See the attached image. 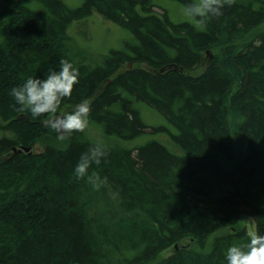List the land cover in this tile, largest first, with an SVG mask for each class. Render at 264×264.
<instances>
[{
  "label": "trees",
  "instance_id": "1",
  "mask_svg": "<svg viewBox=\"0 0 264 264\" xmlns=\"http://www.w3.org/2000/svg\"><path fill=\"white\" fill-rule=\"evenodd\" d=\"M95 12L131 37L93 67L69 44L85 40ZM222 13L198 27L174 21L158 0H0V155H10L0 167V264H151L193 228L229 231L208 255L160 264H226L227 248L250 236L242 213L264 235V33L244 42L264 23V0H235ZM216 47L230 62L213 55L192 75ZM60 59L79 82L58 110L88 100V127L42 153L15 152L57 137L49 116L21 111L10 91L58 71ZM145 105L165 121L146 122ZM98 142L107 155L89 169L106 178L97 189L74 168Z\"/></svg>",
  "mask_w": 264,
  "mask_h": 264
},
{
  "label": "clouds",
  "instance_id": "2",
  "mask_svg": "<svg viewBox=\"0 0 264 264\" xmlns=\"http://www.w3.org/2000/svg\"><path fill=\"white\" fill-rule=\"evenodd\" d=\"M235 0H195L184 9V14L203 27L205 21L221 16L222 9L231 6ZM58 71H51L44 79L29 77L21 86L11 89L10 95L21 111H29L33 117L49 116L48 126L57 133V140L64 142L74 133H83L88 127L91 105L88 100L77 104L74 110L62 116L57 113L62 102L70 98L74 86L79 82V71L66 59H60ZM107 155L105 146L98 142L83 153L74 168L76 179H87L94 188L106 182L98 174L89 175L93 165H99ZM226 264H264V235L251 233L246 243L233 245L225 253Z\"/></svg>",
  "mask_w": 264,
  "mask_h": 264
},
{
  "label": "rangeland",
  "instance_id": "3",
  "mask_svg": "<svg viewBox=\"0 0 264 264\" xmlns=\"http://www.w3.org/2000/svg\"><path fill=\"white\" fill-rule=\"evenodd\" d=\"M68 2H73L74 0H67ZM159 4L166 7L169 10V13L174 21L182 22V21H192L193 20L186 16L184 14V7L181 3H179L176 0H158ZM103 9L108 12V9L104 6ZM156 11L159 13H162V8H156ZM93 21L89 30L88 35L85 37V40L83 38L82 42L80 44L78 42H72L69 47V55L76 57L77 63H83L85 65L90 66H98L101 64V54L104 53L109 48H116L120 47L122 45V41L125 39L130 38L129 32L124 29V27L119 24L116 20L110 18L105 13L102 12H95L93 16ZM261 33H264V23L258 27L256 30H254L250 35H248L244 42L252 41L257 38L258 35ZM224 49L221 47H216L214 49H208L207 51H202V57H203V65L196 69L192 75L194 76H201L205 74L208 65L210 64L211 56H220L222 59L221 61L225 60V57L223 58ZM230 58V52L228 53ZM213 56V57H214ZM228 56L226 57L227 61H229ZM230 62V61H229ZM223 64V63H222ZM229 63L223 65L226 67ZM140 67H144L141 65ZM227 70L230 72V69L227 68ZM233 75V78H235V86L232 89V92L235 93L237 90V77L236 72L233 71L231 73ZM230 95V94H229ZM233 95V94H231ZM229 97V96H228ZM152 107H149L145 105L143 108V116L145 118V121L148 123H161L164 122L165 119L163 117H159L158 113L154 111ZM68 107H64L60 109V111H57L58 116H62L64 114H67ZM7 115V114H6ZM17 124V123H16ZM15 126V122L11 124V127ZM19 126V125H17ZM8 136L16 135L14 132H8ZM89 135L95 140H104V137L97 131L93 130V128L89 127ZM1 137V136H0ZM45 141H38L31 146L32 152L35 154L42 153L45 149L46 145L49 143H52L54 145L60 146L63 142L58 141L56 138H53L50 136V134L47 135V137L44 139ZM18 149H21L18 147ZM9 153H5L0 155V167L1 169L4 168V163L9 158ZM175 211H172L173 213ZM174 214V213H173ZM240 227H245L247 231L249 232V235L253 232L260 234V231L258 229V224L255 219H253L251 216H249L247 213H242L240 215ZM238 228V229H239ZM187 230V229H186ZM193 231H186L185 238H183L182 241L177 242L176 244L168 247L164 251H162L156 258H154V261L151 264H160L162 260H169L173 257V255L179 254L180 252H183L185 255L189 254L192 257H199L202 254L208 255L213 247L215 241L228 233L229 230H221L215 234L205 233L203 234L201 231L193 228L190 229ZM177 249V251H175Z\"/></svg>",
  "mask_w": 264,
  "mask_h": 264
},
{
  "label": "water",
  "instance_id": "4",
  "mask_svg": "<svg viewBox=\"0 0 264 264\" xmlns=\"http://www.w3.org/2000/svg\"><path fill=\"white\" fill-rule=\"evenodd\" d=\"M172 68H174V70H178L179 66L176 65V64H174V65H169L167 68H163V69L161 70V72L164 73V72L166 71V69L170 70V69H172ZM183 70H184V69L182 68L181 71H183ZM30 149H31V148H26V147H25V148H21V149L14 148V151H15V152H19V153H24V152H30Z\"/></svg>",
  "mask_w": 264,
  "mask_h": 264
},
{
  "label": "bare ground",
  "instance_id": "5",
  "mask_svg": "<svg viewBox=\"0 0 264 264\" xmlns=\"http://www.w3.org/2000/svg\"><path fill=\"white\" fill-rule=\"evenodd\" d=\"M167 70V69H166ZM177 71V70H176ZM30 151H33L32 148L30 149Z\"/></svg>",
  "mask_w": 264,
  "mask_h": 264
}]
</instances>
